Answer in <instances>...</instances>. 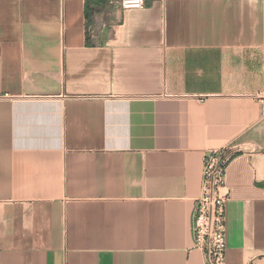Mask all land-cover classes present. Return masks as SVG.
<instances>
[{"label": "crops", "instance_id": "1", "mask_svg": "<svg viewBox=\"0 0 264 264\" xmlns=\"http://www.w3.org/2000/svg\"><path fill=\"white\" fill-rule=\"evenodd\" d=\"M87 1L0 0V264H206L223 148L226 264H264V0Z\"/></svg>", "mask_w": 264, "mask_h": 264}, {"label": "built area", "instance_id": "2", "mask_svg": "<svg viewBox=\"0 0 264 264\" xmlns=\"http://www.w3.org/2000/svg\"><path fill=\"white\" fill-rule=\"evenodd\" d=\"M121 8L141 9L145 0H121ZM236 152L223 148L204 155L202 191L195 202L193 234L195 247L204 253L206 264H226L227 202L226 171Z\"/></svg>", "mask_w": 264, "mask_h": 264}, {"label": "trees", "instance_id": "3", "mask_svg": "<svg viewBox=\"0 0 264 264\" xmlns=\"http://www.w3.org/2000/svg\"><path fill=\"white\" fill-rule=\"evenodd\" d=\"M99 3H100V1H96V0H95V1H91V0L89 1V0H88V1L86 2V15H87L88 17H89L90 14H91V10H92V9H91V5H92V4H99Z\"/></svg>", "mask_w": 264, "mask_h": 264}]
</instances>
